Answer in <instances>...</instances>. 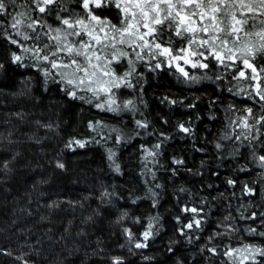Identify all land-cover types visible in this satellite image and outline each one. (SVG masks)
<instances>
[{"label":"trees","instance_id":"1","mask_svg":"<svg viewBox=\"0 0 264 264\" xmlns=\"http://www.w3.org/2000/svg\"><path fill=\"white\" fill-rule=\"evenodd\" d=\"M5 5L0 264H264L256 251L264 249V101L255 94L257 81L235 78L244 70L239 53L225 60L231 67L211 58L207 69L184 66L198 78L192 81L174 67L155 68L163 58L137 60L128 49L121 71L134 65L126 78L133 87L116 95L133 103L125 108L118 98L116 112L102 111L96 99H73L58 70L23 51L53 45L44 33L54 36L62 19L83 17L79 0H61L67 11L51 14L39 13L32 0ZM94 11L119 26L118 10ZM21 12L31 18L26 23L39 20L36 32L19 29L40 33L38 41L11 27ZM174 40L175 50L181 42ZM253 63L264 65V56ZM245 116L251 130L241 127Z\"/></svg>","mask_w":264,"mask_h":264},{"label":"snow or ice","instance_id":"2","mask_svg":"<svg viewBox=\"0 0 264 264\" xmlns=\"http://www.w3.org/2000/svg\"><path fill=\"white\" fill-rule=\"evenodd\" d=\"M14 2L15 0H12V3ZM32 2L39 13L67 11L66 8L59 7L61 0ZM79 3L84 10L83 17L62 19L61 23L66 28H56L54 36L51 35V29L49 33H44L54 41L53 45L44 44L43 47L23 49L25 53L31 52L37 61L47 62L51 69L58 70L61 80L67 85L68 94L73 99H86V102L92 103L93 99L99 101L103 95L104 100L94 106L102 111L118 110V105L113 107L117 102L112 90L122 86L133 87L126 78L135 71V67L133 65L123 76H117L111 65L114 61L119 63L120 58L130 55L123 48L117 47L126 45L137 60H143L145 56L152 59L163 58L158 60L155 68H160L161 64L169 68L174 67L186 80L192 81L198 78L195 75L190 76L184 66L207 69L209 63L204 61L211 58L214 64L231 67L225 60L234 62L239 53L244 70H240L235 78L257 81L254 86L255 94L264 101V86L259 83L264 80L261 75L264 73V65L257 68L253 63L258 54L264 56V0H79ZM53 5L56 7H51ZM109 7L118 10L116 14L119 17V26L94 11ZM6 11L5 0H0V14ZM26 16V12L17 14L11 27L18 29L17 35H21L24 40L38 41L40 33L33 37L19 31L20 28L26 27L36 32L39 20L26 23ZM28 19H31L30 16ZM57 19H60L58 15ZM69 37L80 39L70 40ZM174 38H179L181 42L175 50L172 47ZM11 43L17 44L18 41L12 40ZM62 53L64 55H61ZM13 60L19 62L22 57L13 54ZM128 63L131 65L133 61L129 60ZM246 70L250 71L246 74ZM44 75L51 76L52 73L44 72ZM77 92L91 93V97L78 96ZM132 103L128 100L124 107L128 108ZM247 113L252 114L251 108L247 109ZM241 119V127L251 130L247 116ZM260 120H264V117ZM256 122L259 123V120ZM141 126L147 127L146 124ZM181 129L184 132L189 131L183 126ZM76 143L84 146L80 141ZM259 159L264 161V156ZM58 167L62 168L63 164ZM261 167H264V164H261ZM185 210L197 211L195 208ZM194 223L199 227V220ZM185 227L191 229L193 225L189 223ZM149 235L150 231L144 232V239L147 240ZM135 246L146 247L141 243ZM256 251L264 255V249ZM227 255L231 256L232 252ZM114 264L121 262L116 260Z\"/></svg>","mask_w":264,"mask_h":264},{"label":"rangeland","instance_id":"3","mask_svg":"<svg viewBox=\"0 0 264 264\" xmlns=\"http://www.w3.org/2000/svg\"><path fill=\"white\" fill-rule=\"evenodd\" d=\"M64 28H66V26H64ZM70 31V30H69ZM117 47H119V48H123V50L124 51H127L128 52V49H130V48H128L126 45H117ZM110 51V50H109ZM127 63L126 62H122V60H119V63H117L116 61H114L113 62V64L111 65V68L115 71V73H116V75L117 76H123V74L125 73V72H128L129 71V69H126V70H124V71H121V70H123V68L125 67V65H126ZM117 67V68H116ZM186 70V69H185ZM187 71V70H186ZM104 79H108L107 77H104ZM113 91V93L115 94V99H116V102H118V98H119V100H120V102H125L126 101V99L124 98V97H122V96H119L118 95V98H117V89H113L112 90ZM104 96L102 95L101 97H100V102H102L103 100H104ZM118 104H116V105H113V107H116ZM107 106V105H106ZM113 130H115V129H113Z\"/></svg>","mask_w":264,"mask_h":264}]
</instances>
